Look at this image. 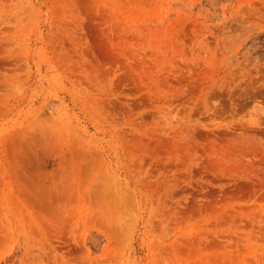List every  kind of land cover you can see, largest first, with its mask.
<instances>
[{
  "label": "rangeland",
  "instance_id": "1",
  "mask_svg": "<svg viewBox=\"0 0 264 264\" xmlns=\"http://www.w3.org/2000/svg\"><path fill=\"white\" fill-rule=\"evenodd\" d=\"M0 264H264V0H0Z\"/></svg>",
  "mask_w": 264,
  "mask_h": 264
}]
</instances>
